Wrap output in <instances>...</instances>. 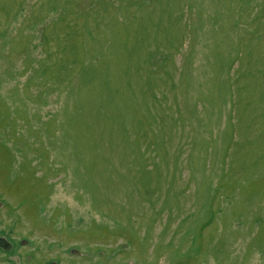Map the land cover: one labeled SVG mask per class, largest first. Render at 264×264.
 <instances>
[{
  "label": "rangeland",
  "instance_id": "rangeland-1",
  "mask_svg": "<svg viewBox=\"0 0 264 264\" xmlns=\"http://www.w3.org/2000/svg\"><path fill=\"white\" fill-rule=\"evenodd\" d=\"M0 202L18 264H264V0H0Z\"/></svg>",
  "mask_w": 264,
  "mask_h": 264
},
{
  "label": "flooded vegetation",
  "instance_id": "flooded-vegetation-1",
  "mask_svg": "<svg viewBox=\"0 0 264 264\" xmlns=\"http://www.w3.org/2000/svg\"><path fill=\"white\" fill-rule=\"evenodd\" d=\"M2 207H8L7 203H3L0 202V211L2 210ZM0 240H4L7 243V246H9V248L5 249L4 247H0V264H18V262L16 263L13 258L16 257L18 250L16 249V243H14V240L10 237V236H6L5 233L1 232L0 233ZM24 244H28L29 242L24 240L22 241ZM25 254L22 255V258L24 259V262H21L20 264H34L33 262V258H31L30 255H28V251L24 252ZM26 257V259H25ZM40 259V258H38ZM25 260L27 262H25ZM60 261H51L48 263H44V264H61ZM76 264V263H75Z\"/></svg>",
  "mask_w": 264,
  "mask_h": 264
},
{
  "label": "water",
  "instance_id": "water-1",
  "mask_svg": "<svg viewBox=\"0 0 264 264\" xmlns=\"http://www.w3.org/2000/svg\"><path fill=\"white\" fill-rule=\"evenodd\" d=\"M0 247H4L5 249L9 248L4 240H0Z\"/></svg>",
  "mask_w": 264,
  "mask_h": 264
}]
</instances>
